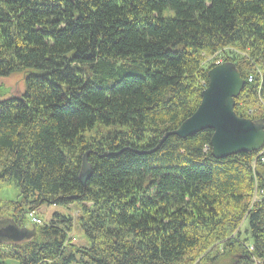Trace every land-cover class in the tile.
I'll return each instance as SVG.
<instances>
[{"label":"trees","instance_id":"16d2710c","mask_svg":"<svg viewBox=\"0 0 264 264\" xmlns=\"http://www.w3.org/2000/svg\"><path fill=\"white\" fill-rule=\"evenodd\" d=\"M214 58L246 81L236 113L264 118V0H0V78L25 83L0 98V184L19 189L0 216L43 220L0 242V264H262L264 147L215 158L211 129L160 144ZM98 125L123 130L86 134Z\"/></svg>","mask_w":264,"mask_h":264},{"label":"water","instance_id":"95a60500","mask_svg":"<svg viewBox=\"0 0 264 264\" xmlns=\"http://www.w3.org/2000/svg\"><path fill=\"white\" fill-rule=\"evenodd\" d=\"M209 82L202 92L201 102L196 111L181 125L160 140V144L169 136L187 138L197 132L211 129L210 141L212 155L225 158L240 152H251L264 147V118L251 119L239 116L235 111V100L245 86L236 64L224 62L208 71ZM89 153L82 159L79 179L83 186L92 176L91 165L87 162ZM21 222V221H20ZM36 235V226H21L12 218L0 217V242L23 243ZM264 264V262H263Z\"/></svg>","mask_w":264,"mask_h":264},{"label":"rangeland","instance_id":"374dc122","mask_svg":"<svg viewBox=\"0 0 264 264\" xmlns=\"http://www.w3.org/2000/svg\"><path fill=\"white\" fill-rule=\"evenodd\" d=\"M224 62H231V61H224V59H221V58H219V59L214 58V64L215 65L213 67H215L217 65H220V64H222ZM213 67H211V68H213ZM207 76H208V72H207ZM249 81L250 82L252 81V77L251 76L249 78ZM208 82H209V78H208ZM207 85H208V83H207ZM24 90H25L24 72H15V73L7 76V77L0 78V98H7V97L12 96L13 94L14 95H19V94H22L24 92ZM235 103H236V100H235ZM263 106L264 105H262V107ZM120 130H123V128L119 127L118 125H114L112 127H103L102 125H98L94 130H92L91 132H87L86 134H89V135H92V136L94 135V136H96V138H98V137H102V136L108 134V132L120 131ZM260 150H256V151L259 152ZM89 151H90V149L88 151H86L84 153V155L86 153H89ZM256 151H251V152H246V153H253V152H256ZM240 153H243V152H240ZM237 154H239V153H237ZM237 154H233V155H237ZM87 162H88V160H87ZM18 195H19V189H18V187L16 186V184L13 181H7V182H4V183L0 184V200H15V199L18 198ZM37 211L40 212V213L42 212L43 219H45V220H49L51 218V216L53 215V213L56 212V211L70 212V213L73 214L74 217H77L79 215V210L73 205L70 207V210H66L64 207H62L60 205L59 206L58 205H44ZM29 218H30V221H28L27 223H22V219H20L18 221L13 219V218L12 219L16 223H20L21 226L27 225V224L38 225V224H42L43 223V220L41 219V217L36 215V214L30 215ZM34 218H38L40 220V222H36L34 220ZM244 228H245V225H244ZM72 236H74L76 238V239L73 238L74 239L73 240L74 243L82 242V239L80 237L81 235H79V226L78 225L75 226V229H74V232L72 233ZM206 254H208V253H202L201 256L197 257L196 260L194 261V264H199L201 259ZM230 256H231V259L229 260L227 255L225 253H223L219 257V261H218L219 264H227V263L231 264L233 259H234L233 257H235L236 254L233 253ZM262 264H263V262H262Z\"/></svg>","mask_w":264,"mask_h":264},{"label":"bare ground","instance_id":"6f19581e","mask_svg":"<svg viewBox=\"0 0 264 264\" xmlns=\"http://www.w3.org/2000/svg\"><path fill=\"white\" fill-rule=\"evenodd\" d=\"M116 65V64H115ZM170 86V85H169ZM34 219H37V220H39L38 218H34ZM37 222V221H36ZM39 222H40V220H39Z\"/></svg>","mask_w":264,"mask_h":264},{"label":"built area","instance_id":"2783aa9c","mask_svg":"<svg viewBox=\"0 0 264 264\" xmlns=\"http://www.w3.org/2000/svg\"><path fill=\"white\" fill-rule=\"evenodd\" d=\"M32 215V214H31ZM35 221H37V222H39V220H37V219H34Z\"/></svg>","mask_w":264,"mask_h":264}]
</instances>
